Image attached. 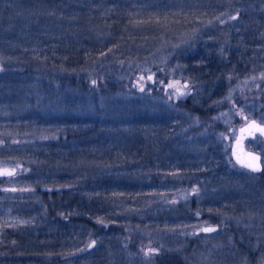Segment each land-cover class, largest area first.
Here are the masks:
<instances>
[{"label": "trees", "instance_id": "1", "mask_svg": "<svg viewBox=\"0 0 264 264\" xmlns=\"http://www.w3.org/2000/svg\"><path fill=\"white\" fill-rule=\"evenodd\" d=\"M191 2L195 1L0 0L1 55L7 52L15 62L18 61L9 63L10 67L5 68L9 71L0 76V81L4 85L11 84V91H20L19 95H23V90L26 91L34 83L31 81L34 77L30 81L27 78L28 73L34 76L42 75L44 70L56 71L59 73L52 75V83L46 84L53 86L59 83L65 88L66 83H69L74 93V98L68 102L71 113L54 114L51 120L15 118L21 122L24 120L30 126L35 124L55 130L57 141L40 142L31 136L34 142L27 144L25 150L0 148V157L25 165L29 169L26 176L32 181L30 189L10 191L14 192L16 198L10 199L8 203L21 205L28 217L32 216L33 211H43L45 214L42 218H34L37 225L29 224L24 228L8 230L0 238V255H3L0 262H67L72 258V251H76V247L80 248L88 235L93 240H101L100 246L104 242L107 246L101 253L86 249V253L81 255L84 259L78 256L76 263L108 264L106 257L109 252H120L116 251L114 234L125 235V221L135 223L138 220V214H129L127 207L146 210L145 202L140 203L142 195L154 191L160 193L169 185L165 182L167 176L164 177L162 173L172 168H162L160 162L168 160L169 164H175L174 172L182 176L178 183L183 186L208 177L209 166L212 169L213 165L223 163L226 152H222L219 149L221 144L213 140L203 150L206 160H202L200 167L197 163L188 165L189 156L172 146L178 139L170 137L171 125L165 116L167 112L164 110L159 119L151 122L148 116L151 98L148 95L140 98L136 94L138 97L120 102L111 98L118 89L115 81H109L112 75L122 72L125 66L137 65L138 69L139 63L145 64L149 58L158 60L160 53H167L176 67L186 68L191 78L200 81L202 88L201 96L187 97L177 107L207 118L211 110L207 107L225 93L215 92L224 83L227 71L223 63L224 51L219 53L222 55L220 61L216 54L217 46H222L226 40L222 34L225 26H211L210 22L215 19L217 12L203 14L200 18L202 23L194 24L196 21L193 22V18L199 17L201 13H198V6L189 5ZM157 24L166 26V29H157ZM195 25L199 29L193 31ZM250 26L254 27L252 23ZM152 29L157 30L152 32ZM187 30H192L190 32L193 36L195 34L196 39L191 45H181ZM242 35L233 33V37H238L233 40H239ZM248 35L246 33L245 38ZM216 36L218 40H210ZM204 39L209 43H204ZM243 45L240 43L238 47L242 49ZM254 50L257 52L256 46L249 51ZM232 54H229L231 58L236 57L235 52ZM245 54L248 59L249 53ZM21 56L28 60L29 67L19 64ZM18 67L25 71L13 70ZM95 68L109 78L100 85H105L103 88L106 91L100 89L105 92H100L93 83L87 82V72ZM22 74H26V80L20 77ZM52 89L48 87L43 91L52 93ZM89 92L96 96L88 104L84 98ZM101 98L105 102L103 107H96L89 114L79 113L80 108L84 110L85 106L93 108V103L99 106ZM68 105L64 108H69ZM12 107L14 109L13 104ZM139 111L144 116L141 117L142 113L139 116ZM120 112L128 116L125 119L118 118ZM149 131H154L155 135L149 134ZM192 146L197 153L194 160L198 161L204 154H201V148ZM211 150H214V156L210 155ZM207 161V167L203 168V163ZM225 169L220 165L212 170L218 172ZM221 190H224L223 186ZM24 193L36 195L38 202L23 197ZM195 207L192 205L191 209L196 210ZM143 217L145 219L141 225H145V220L150 216ZM78 242L81 244L77 245Z\"/></svg>", "mask_w": 264, "mask_h": 264}, {"label": "rangeland", "instance_id": "2", "mask_svg": "<svg viewBox=\"0 0 264 264\" xmlns=\"http://www.w3.org/2000/svg\"><path fill=\"white\" fill-rule=\"evenodd\" d=\"M192 1L195 2H191L189 5L195 4L199 8L198 13H201L199 17L193 18V22L196 21L194 24L202 23L200 18L203 14L217 12L215 19L210 22V24L212 23L211 26L213 24L225 26V32L222 34L226 40L222 46H217L218 51L216 54L220 61L222 55L219 53L224 51L223 63L227 71L224 83L218 86V91L215 89V92L225 93L215 103L207 107L211 109L210 113L213 112L211 115L209 113L207 118L193 114L191 111H186V109L183 110L180 106L177 107L179 102L187 99V97L201 96L200 91L202 88L200 87V81L191 78L189 73L186 72V68L176 67L174 60L171 61L170 55L167 53L164 55L160 53L158 60L149 58L147 63H139L138 69H136L137 65L133 67L125 66L121 70L122 72L112 75L110 79L107 78L104 72L96 68L91 69L92 72L90 73L87 72L86 78L87 82L93 83L96 89L99 90L105 87V85L100 86L105 83V80L115 81L118 89L113 90L115 92L112 93L111 98L119 102L132 100V97L134 99V96H137L136 94L140 98L148 95L151 98L149 99L151 104H149L150 111L148 113L151 122L159 119L164 110L167 112L165 116H167L166 120L171 125L170 137L178 139L172 146L176 151L179 150L183 152L182 154L189 156L188 165H196L197 163L200 167L202 160H206L203 150L215 140L216 144H221L219 149L226 152V155L223 157V163L213 165L212 169L220 165L226 169L225 171L217 170L218 172H216L209 166L207 168L210 171L208 177H204L199 182L189 186H183L178 183L182 176L175 173L177 171L174 172L175 164H169L168 160L160 162L162 168H168L169 166L172 168V170L168 169V172L164 171L162 173L165 175L164 177L167 176L165 182L169 185L160 193L154 191L146 194V196L142 195L143 200L140 203L145 202L146 210L144 208L137 210L138 207H127L130 210L129 214H138V217H136L138 220L135 223L125 221L126 226L123 225L125 226L124 230L127 232L125 235L114 234L116 251L120 252H109L106 257L108 264H180L179 259L181 256L187 259L188 264H229L231 253L228 249L230 244L228 242V228L233 226V219L239 221H237L238 225H244L240 221H244V219L251 220L252 218L258 219L259 214L264 211V206H262L264 203L262 202L264 201V187L260 185L261 179L264 178V171L255 174L245 164L240 163L238 158L242 160L243 155L237 149L238 145L235 144L237 137L245 132L239 131L240 126L249 123L251 120H254L259 126L264 125V0ZM203 21L206 22L207 20L203 19ZM170 22H172V18ZM251 23L254 26L252 28ZM157 25V29L159 28L162 31L166 29V26L160 27L159 24ZM197 25H195L196 28L193 31L199 29ZM190 31L192 30H187L185 31L187 33L183 34L184 39H182L181 45H191L196 39L195 34L193 36ZM233 33L243 34L239 38L240 41L233 40L235 38L232 36ZM246 33H249L247 38H245ZM250 36L252 37L248 41ZM235 39H238V37ZM210 40L214 42L218 38L216 36L214 40ZM203 41L209 43L205 39ZM219 42H221L220 39ZM240 43L244 44L242 49L238 47ZM255 46L257 52L255 50L249 51ZM24 49L27 50V48ZM227 49L230 50L226 53ZM245 51L249 53L248 59H246ZM233 52H235L236 57L231 58ZM1 53L0 50V76L9 71V69H5L10 67L9 63L18 62L17 60L15 62L7 52L3 56ZM228 53L231 55L229 56ZM154 56H156V53ZM22 60H25L23 56H21L19 64L29 67L28 60H25V62H22ZM109 66L114 67L111 64ZM152 66L158 69L153 70ZM13 70L23 71L24 68L18 67L13 68ZM145 70L146 72H143ZM58 73L48 70H44L42 75L35 74L33 76L28 73L27 78L30 81L34 77L31 80L34 83L26 91L23 90V95H19L20 91H11V84L4 85L0 81V148L16 151L25 150L27 144L34 142L31 136L38 138L40 142L57 141L58 135L55 130L35 124L30 126L25 124L24 120L21 122V120L18 121L15 118L31 117L30 119L34 121L38 117L51 120L54 114L71 113L72 108L68 105V102L74 98V93L69 83H66L65 88H62L59 83H55L53 86H51L52 84H46L52 83V79H54L52 75ZM24 75L26 74H22L20 77L26 80ZM20 86L23 85L20 84ZM48 87H53L52 93L43 91L44 88L46 90ZM103 90L106 91V88H103ZM103 90H100V92H105ZM49 96L50 99L47 100ZM95 96L94 93L89 92L84 98L86 99L85 103L88 101L89 104ZM99 100V106L93 103V108L85 106L84 110L80 108L79 113L89 114L94 111V108L103 107L105 105V102H102L104 99ZM67 105L69 108H64ZM57 106L61 108H57ZM165 106L168 107L164 108ZM140 113L142 112L139 111V116ZM127 116L125 113L120 112L118 118L125 119ZM142 116H144L143 113ZM149 134L154 136L155 132L149 131ZM192 141H195V143ZM190 142L197 149L201 148L199 150H201V154H204L200 156L198 161L194 160L197 153L193 151L192 145L189 146ZM243 146L245 150L253 149L261 152L264 158V138L261 137L260 133L246 139ZM234 151L239 152V155L236 153V157H234ZM210 155L214 156V150H211ZM208 163V161L204 162L203 168L207 167ZM222 172L225 174L222 175ZM8 173H11V175ZM28 173L29 169L20 164L19 161L13 162V160L0 157V238H3L8 230L24 228L29 224L37 225L35 219L39 216L41 218L45 216L43 211H33L31 212L32 216L28 217L26 216L27 212L21 208V205H15L16 202L8 203L10 199L16 198L13 195L14 192L10 191L31 188L29 186L32 181L26 176ZM24 176L26 177L23 178ZM222 186L224 190H221ZM22 196L28 199L30 197L33 199L32 201L38 200L34 194L24 193ZM192 205H196V210L191 209ZM124 211L126 212V210ZM124 214L127 215V213ZM143 216H150L148 220H145V225L140 224L145 219ZM263 217L264 215L260 219H263ZM205 228H212L215 231L206 232L203 230ZM87 236L83 240V245L80 246L81 249L76 247V251H72L71 260L62 261L60 264H77V257L84 255L86 249H91L92 253H101L107 246L105 245L106 242L100 246L101 240H93V238H90L91 236ZM197 237L198 241L205 245V248L191 251L188 248L190 246L188 243L191 239L195 240ZM79 242L77 245L81 244ZM150 249L155 251L149 252ZM0 257H3V255H0ZM81 259L83 260L84 257L81 256ZM167 259H169L168 262ZM4 262H0V264H14L11 260H7V263Z\"/></svg>", "mask_w": 264, "mask_h": 264}, {"label": "flooded vegetation", "instance_id": "3", "mask_svg": "<svg viewBox=\"0 0 264 264\" xmlns=\"http://www.w3.org/2000/svg\"><path fill=\"white\" fill-rule=\"evenodd\" d=\"M254 120L249 121L243 126L239 127V131H245L243 134L237 137L235 140V144L238 145L239 151H241L243 158L242 160L238 158L239 162L243 164H247L248 162L244 159V155L248 150L243 148L244 141L250 137L256 136L258 133L261 134V137L264 138V134H262L257 128L259 126ZM259 127H264V125H260ZM234 149V148H233ZM236 150V149H235ZM261 154V152L257 150H253ZM236 153L239 155V152H233L234 157H236ZM261 163L262 170L260 171H252L255 174H259L264 171V158L263 154H261ZM260 185L264 187V178L261 179ZM264 202V201H262ZM264 206V203L262 204ZM264 215V211L259 214L258 219H244V221H240L244 225H238L237 219H233L234 224L228 228L229 239V253L230 254V263L229 264H264V217L260 219ZM239 222V221H238ZM198 237L195 240H192L188 243L190 245L188 248L191 251H198L205 248L202 242L198 241ZM229 255V254H228ZM166 257V256H165ZM180 264H188L185 257H180ZM169 259H167V262Z\"/></svg>", "mask_w": 264, "mask_h": 264}, {"label": "snow or ice", "instance_id": "4", "mask_svg": "<svg viewBox=\"0 0 264 264\" xmlns=\"http://www.w3.org/2000/svg\"><path fill=\"white\" fill-rule=\"evenodd\" d=\"M253 123H255V122H253ZM257 128H258V130L262 134H264V127L257 126ZM251 159L253 161H257L258 162L260 158L258 156H253ZM245 166L248 167V168H250L252 171H260V170H262L261 167H260V165L258 163H252V162H250V163H247ZM8 174L11 175V173H8ZM203 230L206 231V232L215 231V229H212V228H205ZM94 243L95 242L93 241V244ZM153 251H155V250H151V249L149 250V252H153Z\"/></svg>", "mask_w": 264, "mask_h": 264}, {"label": "water", "instance_id": "5", "mask_svg": "<svg viewBox=\"0 0 264 264\" xmlns=\"http://www.w3.org/2000/svg\"><path fill=\"white\" fill-rule=\"evenodd\" d=\"M256 129H258V128H255V130ZM253 156H258L260 159H259V161L257 162V161H253L251 158L253 157ZM244 159L248 162V163H250V162H252V163H258L259 165H260V167L262 168V163H261V154L260 153H258V152H256V151H253V150H248L246 153H245V155H244ZM250 169V168H249ZM251 170V169H250ZM256 172V171H255Z\"/></svg>", "mask_w": 264, "mask_h": 264}]
</instances>
